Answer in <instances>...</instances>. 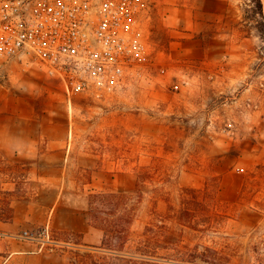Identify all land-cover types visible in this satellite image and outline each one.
I'll list each match as a JSON object with an SVG mask.
<instances>
[{"label":"rangeland","instance_id":"rangeland-1","mask_svg":"<svg viewBox=\"0 0 264 264\" xmlns=\"http://www.w3.org/2000/svg\"><path fill=\"white\" fill-rule=\"evenodd\" d=\"M142 2L149 60L110 96L70 102L44 76L0 81V103L28 98L50 139L67 135L69 152L66 162L58 149L40 164L0 153V221H11L13 199L46 204L57 184L84 191L95 180L89 208L91 194L122 191L138 207L127 251L150 222L181 230L175 213L188 208L195 229H183L185 244L264 264V19L255 0ZM138 174H148L141 197ZM69 192L70 206L81 202ZM46 226L0 229V264H73L88 251L79 236L50 226L46 235Z\"/></svg>","mask_w":264,"mask_h":264},{"label":"built area","instance_id":"built-area-1","mask_svg":"<svg viewBox=\"0 0 264 264\" xmlns=\"http://www.w3.org/2000/svg\"><path fill=\"white\" fill-rule=\"evenodd\" d=\"M143 12L142 0H0V81L38 74L70 102L108 97L149 60Z\"/></svg>","mask_w":264,"mask_h":264},{"label":"crops","instance_id":"crops-1","mask_svg":"<svg viewBox=\"0 0 264 264\" xmlns=\"http://www.w3.org/2000/svg\"><path fill=\"white\" fill-rule=\"evenodd\" d=\"M34 74L23 76L13 80L12 86L23 84L31 77H39ZM18 84V85H17ZM8 103H0V153L6 156L26 158L29 163L40 164L46 161L48 154L53 155L54 150L63 149L65 155L62 161L68 160V138L62 140L50 139L47 124L43 115L35 111L28 98L21 96H9ZM50 127V126H49ZM72 128L70 127V132ZM48 138V141L46 139ZM40 172H36L34 178L44 179ZM7 185L11 183H6ZM89 187V188H88ZM99 184L93 180L85 185L84 191L74 184L71 188L57 184L56 198L49 203L39 201L13 199L10 206L13 209L11 221H0V229L7 232L15 231L19 226H32L33 228L49 225L51 229L79 236L82 241L76 246H99L103 234L92 227L89 220V204L85 197L87 193L97 192ZM13 192V188H3ZM72 191L75 196L82 198L75 206H70L67 194Z\"/></svg>","mask_w":264,"mask_h":264},{"label":"trees","instance_id":"trees-1","mask_svg":"<svg viewBox=\"0 0 264 264\" xmlns=\"http://www.w3.org/2000/svg\"><path fill=\"white\" fill-rule=\"evenodd\" d=\"M257 11L264 19L263 1L255 0ZM148 174L137 175V194L141 197L140 180ZM188 189H185V191ZM126 192L95 193L90 195L89 218L92 227L103 232L99 246H82L88 249L73 264H234L232 257L215 246L185 244L183 229H195L192 224L194 212L181 208L175 213L177 231L167 223L150 222L144 229L134 250L127 251L131 241V227L138 216V207L128 205ZM96 205V206H95ZM9 220L12 218V209ZM157 213V211H155ZM157 215L163 216L161 213ZM81 244V243H76ZM81 258V259H80Z\"/></svg>","mask_w":264,"mask_h":264}]
</instances>
